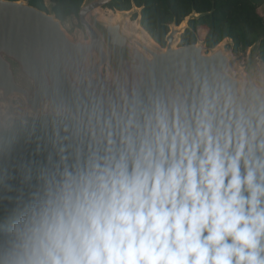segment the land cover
Here are the masks:
<instances>
[{
	"label": "clouds",
	"instance_id": "clouds-1",
	"mask_svg": "<svg viewBox=\"0 0 264 264\" xmlns=\"http://www.w3.org/2000/svg\"><path fill=\"white\" fill-rule=\"evenodd\" d=\"M39 56L0 86V264H264V63L115 22Z\"/></svg>",
	"mask_w": 264,
	"mask_h": 264
},
{
	"label": "trees",
	"instance_id": "trees-1",
	"mask_svg": "<svg viewBox=\"0 0 264 264\" xmlns=\"http://www.w3.org/2000/svg\"><path fill=\"white\" fill-rule=\"evenodd\" d=\"M84 1L27 0L33 7L55 14L63 24L70 19L79 22ZM133 5L141 9V26L157 44L166 41L174 22L180 26L195 12L201 17L189 21L181 40L219 45L230 39L233 47L229 49L238 55L258 45L259 57L264 63V17L259 14L264 0H114L106 8L121 12L130 11Z\"/></svg>",
	"mask_w": 264,
	"mask_h": 264
},
{
	"label": "water",
	"instance_id": "water-1",
	"mask_svg": "<svg viewBox=\"0 0 264 264\" xmlns=\"http://www.w3.org/2000/svg\"><path fill=\"white\" fill-rule=\"evenodd\" d=\"M113 1L85 0L79 12L81 27H87L93 34H97L113 23L100 20L96 16L98 10L106 8ZM117 14L118 18L115 23L122 28H124V23L128 19H133L136 15H139L137 23L141 26V9L135 5L130 11H118ZM199 17L201 15L194 12L180 26H177L174 22L170 26V32L165 40L168 42L181 41L182 35L188 28L189 21ZM52 31L70 37L63 23L57 19L55 14L41 11L31 6L26 0L14 2L0 0V86L8 85L15 88H24L28 86L29 81L34 77L43 74L45 67L39 54L45 36ZM129 35L148 48H157L158 46L148 44L137 35ZM219 45L233 47V42L226 39ZM250 50L246 66L261 61L258 45L250 48Z\"/></svg>",
	"mask_w": 264,
	"mask_h": 264
},
{
	"label": "rangeland",
	"instance_id": "rangeland-1",
	"mask_svg": "<svg viewBox=\"0 0 264 264\" xmlns=\"http://www.w3.org/2000/svg\"><path fill=\"white\" fill-rule=\"evenodd\" d=\"M259 14L264 17V7H261L259 9ZM96 16L100 20L107 21V22H115L118 18V14L116 11H113V10H110L107 8L98 10L96 12ZM137 22H138V18L136 20L128 19L124 23V29L131 35L134 34V35L139 36L140 38L145 40L150 45H154V46L158 45L150 37V35L142 28V26L138 25ZM63 25H64V28L66 29V31L69 33L70 36H72L77 29L81 28V27H79V22L76 19H70L67 22H65V24H63ZM226 47L229 49V46H226ZM230 52L233 55V57L236 59V62L240 67H246V64H247V61H248V58H249L250 52H251L250 49L247 51L246 54H242V55L234 54L231 50H230ZM253 52L256 53L255 51H253Z\"/></svg>",
	"mask_w": 264,
	"mask_h": 264
},
{
	"label": "flooded vegetation",
	"instance_id": "flooded-vegetation-1",
	"mask_svg": "<svg viewBox=\"0 0 264 264\" xmlns=\"http://www.w3.org/2000/svg\"><path fill=\"white\" fill-rule=\"evenodd\" d=\"M139 15H137V18H138Z\"/></svg>",
	"mask_w": 264,
	"mask_h": 264
}]
</instances>
